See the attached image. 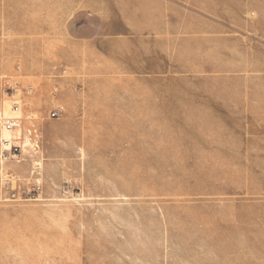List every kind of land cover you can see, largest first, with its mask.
Here are the masks:
<instances>
[{"label":"rangeland","instance_id":"rangeland-1","mask_svg":"<svg viewBox=\"0 0 264 264\" xmlns=\"http://www.w3.org/2000/svg\"><path fill=\"white\" fill-rule=\"evenodd\" d=\"M15 101L0 264H264V0H0Z\"/></svg>","mask_w":264,"mask_h":264},{"label":"bare ground","instance_id":"bare-ground-1","mask_svg":"<svg viewBox=\"0 0 264 264\" xmlns=\"http://www.w3.org/2000/svg\"><path fill=\"white\" fill-rule=\"evenodd\" d=\"M33 114L34 113H31V112L30 113L24 112V109L21 105L20 107H17V108H14L12 105V108H11L10 105H8L7 103L3 104V116L0 117V122L3 120V123H4V121L10 118L16 119L14 120L15 126L10 129L6 128L4 125L3 126L0 125V175L2 176L3 180L5 177L12 176L10 177V179L14 177L10 172H8L7 169L3 167V165L9 160L18 162L19 154H14V155L8 154L6 156H3L2 152L4 149H9L12 143L17 144L22 139V132H23L24 127H25V132L28 135L35 133L34 122H33V119L31 118V115ZM8 115L9 117H6ZM3 123L1 122V124ZM36 164L39 165L40 162H37Z\"/></svg>","mask_w":264,"mask_h":264},{"label":"built area","instance_id":"built-area-1","mask_svg":"<svg viewBox=\"0 0 264 264\" xmlns=\"http://www.w3.org/2000/svg\"><path fill=\"white\" fill-rule=\"evenodd\" d=\"M18 104L17 102H13V107L14 108H17ZM55 115V112L52 114V116ZM14 120H16L15 118H10V119H7L6 121H4L3 125L10 129L12 127H14L15 125V122ZM7 142V141H5ZM20 153V147L18 145H16L15 143H12L10 145V148L9 149H4L3 152H2V155L3 156H6L8 154H19ZM37 169V168H35ZM34 192L38 193L39 190H40V183L38 182H35L34 183V188H33ZM7 196H8V199H16L18 195H25V194H30V191H25V190H21L20 192H18L15 188H10L8 191H5ZM2 195V192H0V196Z\"/></svg>","mask_w":264,"mask_h":264}]
</instances>
